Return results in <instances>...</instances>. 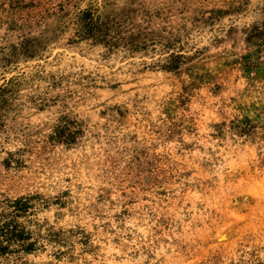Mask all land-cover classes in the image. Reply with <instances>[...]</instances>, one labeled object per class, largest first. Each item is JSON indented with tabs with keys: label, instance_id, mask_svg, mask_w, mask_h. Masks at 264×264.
<instances>
[{
	"label": "rangeland",
	"instance_id": "374dc122",
	"mask_svg": "<svg viewBox=\"0 0 264 264\" xmlns=\"http://www.w3.org/2000/svg\"><path fill=\"white\" fill-rule=\"evenodd\" d=\"M3 87L0 264H264V0H0Z\"/></svg>",
	"mask_w": 264,
	"mask_h": 264
},
{
	"label": "trees",
	"instance_id": "16d2710c",
	"mask_svg": "<svg viewBox=\"0 0 264 264\" xmlns=\"http://www.w3.org/2000/svg\"><path fill=\"white\" fill-rule=\"evenodd\" d=\"M5 91V87L0 89V99ZM63 129L64 127H59L55 135L61 138ZM32 199L33 197H21L0 201V259L12 255L19 257L20 254H27L35 250L36 239L18 221L32 209Z\"/></svg>",
	"mask_w": 264,
	"mask_h": 264
}]
</instances>
